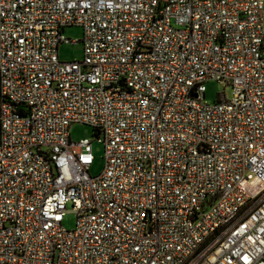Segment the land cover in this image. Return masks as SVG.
<instances>
[{
	"label": "built area",
	"instance_id": "1",
	"mask_svg": "<svg viewBox=\"0 0 264 264\" xmlns=\"http://www.w3.org/2000/svg\"><path fill=\"white\" fill-rule=\"evenodd\" d=\"M0 264H264V0H0Z\"/></svg>",
	"mask_w": 264,
	"mask_h": 264
},
{
	"label": "rangeland",
	"instance_id": "2",
	"mask_svg": "<svg viewBox=\"0 0 264 264\" xmlns=\"http://www.w3.org/2000/svg\"><path fill=\"white\" fill-rule=\"evenodd\" d=\"M66 39L74 42H79L84 38V30L81 27H67L63 32ZM59 57L62 62H82L84 60V45L83 43L62 44L59 47ZM207 92L205 100L208 103H216L219 101L223 93L228 100L233 96L231 87H225L220 82H209L206 84ZM71 139L73 142H79L83 139H89L93 142V150L95 162L91 169L93 176H98L105 168V149L104 145L99 142L95 130L88 125L75 124L70 129ZM77 216L73 210V206H68V213L65 216L63 227L67 231H73L76 228Z\"/></svg>",
	"mask_w": 264,
	"mask_h": 264
}]
</instances>
